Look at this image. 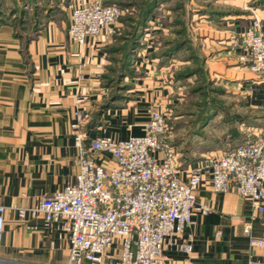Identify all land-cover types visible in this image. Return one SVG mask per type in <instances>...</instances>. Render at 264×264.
Listing matches in <instances>:
<instances>
[{
    "label": "crops",
    "instance_id": "1",
    "mask_svg": "<svg viewBox=\"0 0 264 264\" xmlns=\"http://www.w3.org/2000/svg\"><path fill=\"white\" fill-rule=\"evenodd\" d=\"M240 1L233 10L217 15L197 10V25L204 31L199 59L207 49L212 51L214 60L203 59L209 73L225 75L243 100L232 123H225L220 142L201 146L198 156L179 162L183 167L203 165L206 152L220 153L243 143L249 130L264 124V78L245 67L236 47L253 14L264 22V6L244 12L249 0ZM71 2L0 0V205L6 208L0 264H68L65 221L46 225L33 209L44 197L76 183L82 150L91 140L142 135L149 109L164 110L174 101V88L196 79L181 76L195 59L191 48H174L183 37L172 16L169 20L163 16L173 9L165 12L163 7L177 2L187 7L189 0L159 1L148 21L150 38L146 40L144 31L127 51V69L115 61L119 54L112 51L123 43L116 36L124 28L121 19L113 37L76 44L68 36ZM115 67L124 76L129 100L102 109L113 93L115 83L107 77H113ZM78 113L88 118L80 121ZM79 134L84 137L82 146L77 144ZM174 143L180 144L177 138ZM182 145L191 150L188 140ZM87 156L105 160L99 153ZM208 180L206 175L197 192L192 223L166 247L168 264H264V247L252 246L244 233L250 225L252 235L264 240V213L253 220L250 201L235 190L216 193ZM202 208L209 211L203 213ZM183 244H190L192 251H183Z\"/></svg>",
    "mask_w": 264,
    "mask_h": 264
},
{
    "label": "built area",
    "instance_id": "2",
    "mask_svg": "<svg viewBox=\"0 0 264 264\" xmlns=\"http://www.w3.org/2000/svg\"><path fill=\"white\" fill-rule=\"evenodd\" d=\"M121 1L72 0L69 39L85 45L89 39L113 37L126 13ZM150 32L145 29L146 40ZM236 45L245 67L264 78V22L258 15H252ZM148 114L142 135L91 140L82 150L76 183L44 197L33 209L43 215L46 225L65 221L68 264H168L166 247L192 223L206 175L214 192L235 190L250 201L253 220L264 213V124L249 130L243 143L206 157L203 165L183 167L169 116L156 107ZM77 115L80 121L88 118ZM83 139L82 134L77 136L78 146ZM91 153L102 154L105 160L87 156ZM5 212L0 205V241ZM244 233L252 246L264 247L250 225ZM182 250L190 253L192 247L183 244Z\"/></svg>",
    "mask_w": 264,
    "mask_h": 264
},
{
    "label": "rangeland",
    "instance_id": "3",
    "mask_svg": "<svg viewBox=\"0 0 264 264\" xmlns=\"http://www.w3.org/2000/svg\"><path fill=\"white\" fill-rule=\"evenodd\" d=\"M240 2V0H189L187 7L186 4L185 7H181L182 5L177 4L178 2L168 7H163L165 12L169 10V7L173 8L171 14L164 13L166 14L163 15L164 18L169 20L172 16L175 30L182 32L180 35L183 39H189L186 47L192 49L191 55L195 59L193 60V65H191V70H200V68L203 70L202 73L198 72L200 74L196 75V79H191V83H184V87L174 88L173 94H175V97L173 103L167 104L163 108L165 114L169 116L171 127L178 143L181 144L186 139L191 144V150L187 149V145L185 147L182 145V148H180V144H178L181 154L180 162L198 156V150L204 144L211 146L214 142H220L219 138L223 136L222 133L227 128L225 123H232V116L237 115V110L243 100L240 89H237L232 82L227 80L225 75L215 76V73H209V66L203 59L204 57L206 59L210 58V60L213 59L214 53L212 51L207 49V55L202 53L203 59H199L198 56L203 52L204 31L200 30L197 25L199 10H207L217 15L219 11L233 10L234 6ZM167 4H170L169 1ZM261 6H264V0H249L247 4L248 11L246 9L242 10L240 7L237 10L252 13V11H256ZM128 15L138 16L135 13ZM183 39H179V41ZM122 59L123 55H119L117 59L118 63H120L119 65L123 62ZM115 69L116 72L113 74V82L115 84L111 85L113 93L109 97L114 96L117 98L114 103L116 105H126L129 100L126 92L127 86L125 81H119V68L115 67ZM206 153L209 156H214L219 151Z\"/></svg>",
    "mask_w": 264,
    "mask_h": 264
},
{
    "label": "trees",
    "instance_id": "4",
    "mask_svg": "<svg viewBox=\"0 0 264 264\" xmlns=\"http://www.w3.org/2000/svg\"><path fill=\"white\" fill-rule=\"evenodd\" d=\"M160 0H122L119 5L123 7L126 10V13L120 18L124 28L123 30L118 33L116 36L119 38V42L123 41L122 44L117 45L115 48H113L112 51L118 53L119 55H123V62H121V68L123 67L127 69L128 66V50H131L133 46L136 44L137 39L140 37L141 34L145 31V28L148 26V21L151 19L153 12L157 8ZM135 13L138 15L137 17L129 16L128 14ZM17 25H20L19 23ZM182 32H179L181 34ZM189 40V39H188ZM188 40L183 39L182 41H178L174 44V48L179 49L181 47L186 46V44L189 42ZM128 51V52H127ZM118 58H115V61L118 62ZM203 72V70L200 68V70H191L187 69L185 72L181 73L182 77H190L193 75H198ZM112 72H114V69H112ZM120 75V74H119ZM124 76H119V81L122 80ZM109 81H113L114 77L111 75L107 77ZM116 97H111L104 106H102V109H106L109 106H112L116 102Z\"/></svg>",
    "mask_w": 264,
    "mask_h": 264
}]
</instances>
